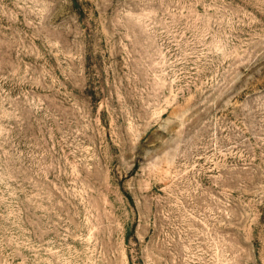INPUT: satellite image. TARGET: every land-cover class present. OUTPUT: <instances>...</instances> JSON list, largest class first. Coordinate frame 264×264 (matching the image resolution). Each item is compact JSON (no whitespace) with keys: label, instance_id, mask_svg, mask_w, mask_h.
<instances>
[{"label":"rangeland","instance_id":"1","mask_svg":"<svg viewBox=\"0 0 264 264\" xmlns=\"http://www.w3.org/2000/svg\"><path fill=\"white\" fill-rule=\"evenodd\" d=\"M0 264H264V0H0Z\"/></svg>","mask_w":264,"mask_h":264}]
</instances>
